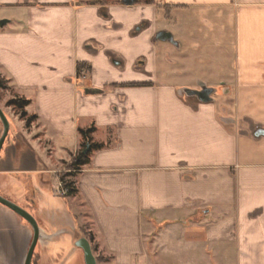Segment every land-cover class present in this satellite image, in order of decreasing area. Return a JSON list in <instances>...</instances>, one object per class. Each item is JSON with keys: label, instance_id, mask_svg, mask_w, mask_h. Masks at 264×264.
Returning <instances> with one entry per match:
<instances>
[{"label": "crops", "instance_id": "crops-1", "mask_svg": "<svg viewBox=\"0 0 264 264\" xmlns=\"http://www.w3.org/2000/svg\"><path fill=\"white\" fill-rule=\"evenodd\" d=\"M166 7L213 9L216 30L233 19L235 57L216 48L215 62L189 65L201 47L185 49ZM2 21L0 69L48 145L16 135L0 154V194L40 226L37 264H85L72 242L83 227L109 264H133L145 240H204L219 264H264V136L251 131L264 127V0H0ZM161 31L177 35L175 53ZM79 64L91 72L78 76ZM200 85L217 90L213 102L181 94ZM90 128L101 148L66 169ZM64 171L78 189L67 199L55 194ZM32 236L0 206L2 264H22Z\"/></svg>", "mask_w": 264, "mask_h": 264}, {"label": "rangeland", "instance_id": "rangeland-1", "mask_svg": "<svg viewBox=\"0 0 264 264\" xmlns=\"http://www.w3.org/2000/svg\"><path fill=\"white\" fill-rule=\"evenodd\" d=\"M212 10L213 9H209V8L184 9V8L166 7L165 9H163L162 12V14L164 15L167 14V18L170 20V22H168V25H171V29H173L174 32L177 33L178 36H181V38L183 39L185 44L184 45L185 49L193 51V50H198V46L201 47L200 48L202 51L201 53L203 54L193 53L191 55L190 53L187 54L185 53V56L191 55L193 57V61H190L188 64L191 66L193 65L195 69L202 68L201 64H206V63L209 64L215 62L213 58L216 56V54H214L213 52L215 51L216 53V50L219 48H220L218 51L219 55L226 56L231 54L232 56H234L235 41H236L234 21L232 19L230 23L229 22L226 23V25H228L226 31H223V28L221 27L222 25L219 26L220 29L219 28H217V30L213 29L211 26L213 22L211 21V19L210 20L208 19L209 14H213ZM219 11L220 13L225 12L224 9L217 10L218 13ZM230 15L233 17L234 12L233 11L230 12ZM192 16L195 18H192ZM208 21L209 24H207ZM160 22L165 23V20L161 19ZM197 23L199 25L200 33H198L199 34L198 40H196V42L194 43L192 40V38L194 37V31H192L191 27L192 24H195L196 26ZM173 35L175 39H178L177 35L175 34ZM161 44H163L162 46H167L174 50V47L170 45V43L169 44L161 43ZM187 50L186 52H188ZM208 55L210 56L209 58ZM205 71L207 72L208 70ZM195 75H197V73L193 71L191 73V76H195ZM0 78L2 81L5 82L4 87L0 86V106L5 112V114L8 116L11 124L10 138H14V136L16 135H20V137L23 138L25 136H28V140L31 142V143L29 142L30 144H32V141L34 142L35 139L37 140L39 139V143L48 147L46 141L43 138V134H42L43 131H41V128L38 127L39 124H37V120L33 121V123L30 126L27 125L28 118L33 116V114L29 112L30 109L29 108L25 109L28 116L26 118H23L22 110L18 108L16 105L11 104L13 100L21 97L17 93L15 87L7 80L5 73L1 69H0ZM197 87L198 89H200L201 85ZM33 126L36 129L34 131V134H30L32 133L31 129L33 128ZM2 131H3V127L0 121V134L2 133ZM18 142H19L18 145H20L22 143V138H20ZM8 145H9V141H7V146ZM35 145H37L36 142L33 143V146ZM68 158H69V154L67 156L59 155V157L55 159H59V162H61L62 160H66ZM64 163L65 161H62L60 165L62 166L64 165ZM65 172L66 171L59 174L58 176L59 180H63L61 175L62 174L65 175L66 174ZM82 215L83 217L85 216L84 213H82ZM83 231L87 235L90 234L88 232V228L86 230V228L83 227ZM145 242L147 249L146 254L136 257L134 259L133 264H219L216 260H214L213 255L210 258L207 255L209 254L208 253L209 251L206 245V241L204 240H145ZM195 244H198L199 246L193 248V245ZM92 245L95 246V251H94L95 256L102 257L100 261L101 264L111 263V260L108 257H105L106 256L104 255L105 253L100 252V245H97L95 240H92ZM67 251L68 250L65 247L59 248V256L61 257L63 256V258H65L67 255ZM75 259L76 257L71 259L72 264L74 263ZM0 264L2 263L0 262ZM81 264H83L82 261Z\"/></svg>", "mask_w": 264, "mask_h": 264}, {"label": "water", "instance_id": "water-1", "mask_svg": "<svg viewBox=\"0 0 264 264\" xmlns=\"http://www.w3.org/2000/svg\"><path fill=\"white\" fill-rule=\"evenodd\" d=\"M122 1L128 6L134 5L136 2V0H122ZM5 24H7V21L0 22L1 27H3ZM138 31H141V30L139 29ZM155 40L168 42L176 46L178 45L177 41H175L173 37V34L166 32V31L159 32L156 35ZM87 91L89 92V90ZM216 91L217 90L215 88L202 85L200 89L183 88L181 90V94L189 98H196L202 103H211L214 101L213 96L215 95ZM223 119H224L223 121L226 123L235 122L229 118H223ZM0 121L3 127V131L0 134V154H1V152L3 151L4 145L7 142L8 136L10 135V131H11V124H10L9 118L5 114L1 106H0ZM251 131L253 133L254 138L256 139H259L264 136L263 126H251ZM88 148L84 153H87ZM0 204L7 207L14 213H16L18 216L24 219L31 226L33 230V236H32V239L29 240V244L27 245L25 257H24L22 264H33V258L35 255V251H36V248L39 242L41 241L40 239L42 236L41 229H40V226L37 220L30 212H28L21 206L17 205L16 203L6 199L1 194H0ZM72 242H73L75 250H81L83 252L85 264H99L94 254L91 242L83 234L81 233L77 234L76 239L72 240Z\"/></svg>", "mask_w": 264, "mask_h": 264}, {"label": "trees", "instance_id": "trees-1", "mask_svg": "<svg viewBox=\"0 0 264 264\" xmlns=\"http://www.w3.org/2000/svg\"><path fill=\"white\" fill-rule=\"evenodd\" d=\"M100 1V0H99ZM94 3V2H92ZM92 68L90 66H88L87 64H79L78 65V76H81V73L83 71H86L87 73L91 72ZM4 81L1 80L0 78V86L4 87ZM11 104L16 105L18 108H20L22 110V117L26 118L28 116L27 112H26V108L30 105V101L23 99V98H17L15 100H13L11 102ZM37 119V116H31L28 118L27 120V125L30 126L32 124L33 121H35ZM94 132V128H90L88 130H81V134L85 140V144L83 146V150L72 160V162L69 164L68 166V170L70 171H78L80 169H82V167L86 166L87 164H89L90 159H89V154L92 151V149L95 148H101V145H95V144H90L91 140H90V135L91 133ZM10 139V135L8 136L7 141H9ZM87 144H90V148H89V152L88 153H84L85 149L87 147ZM68 176V175H67ZM62 179L65 180L66 186L69 188L70 192L68 197L74 196L76 195V193L78 192V189L76 187V183L73 181L68 180L64 174L61 175ZM86 238L89 239V241L92 243L93 238L91 237V235H87L85 234ZM93 251H95V246L92 245ZM102 259V257H97V261L100 262ZM33 264H37V258H36V253L34 255L33 258Z\"/></svg>", "mask_w": 264, "mask_h": 264}, {"label": "built area", "instance_id": "built-area-1", "mask_svg": "<svg viewBox=\"0 0 264 264\" xmlns=\"http://www.w3.org/2000/svg\"><path fill=\"white\" fill-rule=\"evenodd\" d=\"M87 72L83 71L81 76H86ZM69 188L66 186L65 180H59L55 188V194L59 197L66 198L69 195Z\"/></svg>", "mask_w": 264, "mask_h": 264}]
</instances>
